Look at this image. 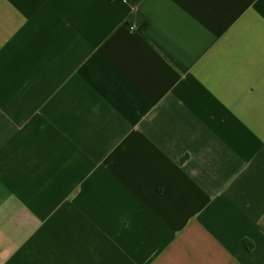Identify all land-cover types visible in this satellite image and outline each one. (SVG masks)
<instances>
[{
    "label": "crops",
    "instance_id": "crops-1",
    "mask_svg": "<svg viewBox=\"0 0 264 264\" xmlns=\"http://www.w3.org/2000/svg\"><path fill=\"white\" fill-rule=\"evenodd\" d=\"M0 264H264V0H0Z\"/></svg>",
    "mask_w": 264,
    "mask_h": 264
},
{
    "label": "trees",
    "instance_id": "trees-1",
    "mask_svg": "<svg viewBox=\"0 0 264 264\" xmlns=\"http://www.w3.org/2000/svg\"><path fill=\"white\" fill-rule=\"evenodd\" d=\"M143 29H144V27H142V28L140 29V32H141V33L143 32Z\"/></svg>",
    "mask_w": 264,
    "mask_h": 264
}]
</instances>
